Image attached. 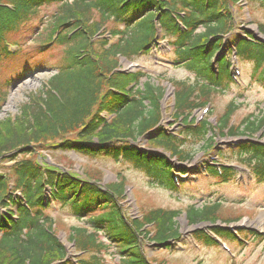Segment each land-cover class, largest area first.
<instances>
[{
  "label": "trees",
  "instance_id": "1",
  "mask_svg": "<svg viewBox=\"0 0 264 264\" xmlns=\"http://www.w3.org/2000/svg\"><path fill=\"white\" fill-rule=\"evenodd\" d=\"M238 1L0 0L3 70L8 61L14 63L27 55L20 44L14 55L9 54L8 36H15L44 7L56 5L58 10L51 27L38 36L36 27L31 31L33 38L36 35L40 39L37 49L66 47L63 64L41 92L21 107L26 125L32 121L28 114L31 111L38 128L36 136L28 144L17 146V152L7 150L0 154V264H57L65 260L66 249L47 214L51 209L46 197L48 190L59 208L85 225L72 227L68 235V241L77 250L93 253L83 264H101L100 256L108 252L109 246L117 250L121 264H164L153 258L148 260L141 252L140 240L157 248H169L168 243L181 236L176 223L178 212L155 209L139 218H129L118 208L123 195L121 179L118 185L99 187L96 176L83 173L81 178L65 168L39 164L31 158L38 155L33 147L44 150L46 145L47 149L71 152L90 160L111 159L131 165L152 184L179 194L183 190L173 185L172 160L179 164L191 161L194 153L189 149L197 150L198 145L210 151L214 133L248 139L264 133V112L248 116L234 128L230 121L236 108L233 103L218 118L215 129L207 119L196 124L193 117L196 110L208 105L206 97L210 92H222L230 81L225 60L218 59L217 77L210 61L222 48L225 37L237 27L234 12L238 10ZM247 2L264 8V0ZM109 23L122 30H106ZM257 30L264 37V23H258ZM106 34L118 38L103 54H94L90 48L92 41L101 39L106 46ZM158 35V41L169 43L175 64L191 74V81L172 83L173 118L179 122L176 135L161 125L164 90L148 79L138 86L140 73L121 74L115 70L118 56L132 61L148 55L151 47L157 45ZM234 40L237 58L249 62L251 77L257 74L264 85V44L247 32ZM109 57H114L115 64ZM6 84L10 85L8 79ZM5 98L6 94L0 91V108ZM8 122H1L0 127L8 126ZM140 140L145 141L143 148L137 146ZM231 153L253 176L264 181V146L244 141ZM5 163L11 165L4 168ZM208 171L226 178L231 175L225 167L219 173L211 168ZM219 205L215 202L201 208L189 206L186 217L190 225L205 222L213 226L210 229L214 234L229 235L232 239L226 230L215 226ZM198 237L211 241L203 233H198Z\"/></svg>",
  "mask_w": 264,
  "mask_h": 264
},
{
  "label": "rangeland",
  "instance_id": "2",
  "mask_svg": "<svg viewBox=\"0 0 264 264\" xmlns=\"http://www.w3.org/2000/svg\"><path fill=\"white\" fill-rule=\"evenodd\" d=\"M236 4L238 10L234 12V19L238 29L235 35L238 34L242 37L244 29L256 35V24L264 23V8L253 3L248 13L245 0H240ZM57 10L56 5L40 9L38 15L31 19L26 26L20 28L15 36H11L12 34L8 36V40L11 41L9 44L16 45L17 48L20 44L21 50H24L27 55L14 63L13 60L8 61L6 70H3V62L0 61V91L6 94L5 101L0 108V125L5 120L10 121L8 126L0 127V154L7 150L17 152L19 150L15 149L17 146L28 144L36 136L38 128L34 124L35 120L31 111H28V114L32 121L26 125L25 114L21 107L29 102L31 96L41 92L46 82L63 64L66 47L54 45L49 48L39 47L38 50L37 46L40 44V39L35 34H33L35 35L33 38L31 31L36 27L38 36L43 30L51 27L52 17ZM105 28L111 31L121 30L110 23L106 24ZM104 38L108 42L106 46L100 42L101 39L92 41L90 48L94 54H103L108 46L116 40V36L107 34ZM9 50L14 52L18 49L11 47ZM169 50L170 48L166 43L161 42L156 51L152 49L150 55L139 56L133 61L134 63H128L117 58L116 70L124 71L122 73L140 70L144 74L137 80L139 86L149 79L151 84L164 90V97L160 103L163 112L162 126L168 133H176L178 123L171 120L173 89L169 82L191 81V75L180 64H175L174 57ZM39 59L41 61L35 63ZM109 60L111 62L114 57H109ZM112 64L115 62L112 61ZM229 64L231 75L235 74L237 69L240 70L242 83L239 85L230 84L223 92H210L206 97L209 102L208 113L204 114V111H197L193 117L200 118L208 115L209 122L214 126L215 119L223 115L229 104L233 103L236 108L233 111L231 122L235 128L248 116H256L264 112V85L257 78V74L250 77L252 65L249 62L238 63L230 57ZM15 72L18 73V77L19 74H23V77L17 78ZM7 79L10 85L6 84ZM211 137L213 141V146L210 145L213 147L211 151L206 150L208 147L199 148V145L197 150L189 149L194 155L191 162L183 164L187 167V175L178 177L180 175L174 173L175 178L183 183L187 182L188 189L181 194H172L153 185L131 165L116 164L112 160H87L74 153L47 149L46 145H44V150L33 147L38 155L34 154L31 158L41 165L44 163L47 167L65 168V170L79 174L81 178L84 177L83 173L96 176L99 179V187L102 188L118 185L116 178L122 176L125 193L123 191L120 207L130 218H139L140 215L155 209L178 211L179 216L176 218V223L181 239L172 241L170 249L154 247L146 240L141 239V252L148 259L164 261L166 264H264V181L258 180L257 177H251L247 168L239 164L235 154L229 152L231 148H236L238 143L245 138L230 137L228 134L222 136L218 133L212 134ZM249 138L264 144V133L262 132ZM29 146L32 145L29 144ZM137 146L143 148L145 146L144 141L140 140ZM217 157L218 160H216ZM212 163L226 164L232 168L231 171L235 172L236 175H231L227 179L206 176L204 171L210 168ZM10 165L5 163L4 168ZM214 168L221 167L214 166ZM217 201L222 202L218 213L219 219L228 220V222L237 221L229 225L232 230L229 233L236 236L235 233L238 230H244L245 234L242 237L247 240L246 243L239 240L234 242L228 240L219 242L218 240V244H214L204 237L197 239L198 241L194 239L200 231L206 233L208 224L203 222L190 225L184 213L186 208L192 204L196 208H201L208 202ZM48 214L54 220L59 242L68 250L69 264H76L75 261L78 258H91L93 253L78 255L71 244L67 242L69 230L72 227L81 226V222L66 210L59 209L58 206L57 208L52 207ZM99 239L101 238L99 237ZM222 247L228 248V251ZM108 249V252L100 256L101 264H121L117 250L111 246ZM1 256L8 258V255Z\"/></svg>",
  "mask_w": 264,
  "mask_h": 264
}]
</instances>
